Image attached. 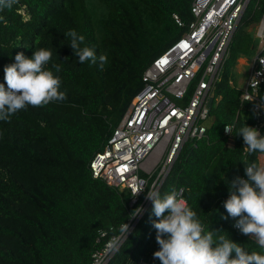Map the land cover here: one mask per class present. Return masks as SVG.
Instances as JSON below:
<instances>
[{
  "label": "trees",
  "instance_id": "1",
  "mask_svg": "<svg viewBox=\"0 0 264 264\" xmlns=\"http://www.w3.org/2000/svg\"><path fill=\"white\" fill-rule=\"evenodd\" d=\"M96 1L105 10L101 18L93 0H18L11 10L0 11V83L7 88L4 68L15 63L17 53L32 58L43 48L52 52L45 68L60 77L59 90L67 95L43 107L28 105L0 121V264H92L108 239H100V232L119 233L137 208L129 193L94 177L90 164L145 87L147 67L193 21L194 0ZM257 1L250 2L233 37L217 87L222 98L212 105L207 136L183 146L159 191L163 196L184 188L205 232L223 231L247 251L264 254L224 208L229 182L247 179L244 163H264V154H244L237 135L244 124L254 123L249 103L243 116L235 69L240 58L254 57L258 50L248 29L264 14V0ZM73 29L85 37L81 47L107 56L103 70L99 61L79 62L64 35ZM229 124L234 125L232 144L224 132ZM151 209L152 202L109 264H160L153 256L160 246Z\"/></svg>",
  "mask_w": 264,
  "mask_h": 264
},
{
  "label": "built area",
  "instance_id": "2",
  "mask_svg": "<svg viewBox=\"0 0 264 264\" xmlns=\"http://www.w3.org/2000/svg\"><path fill=\"white\" fill-rule=\"evenodd\" d=\"M251 1L194 0V19L185 33L145 70V87L134 97L105 148L90 164L94 177L129 193L130 205L144 211L132 216L134 212L125 223L129 225L127 235L121 232L123 224L119 233L100 232V239H108L93 254L92 264H109L151 204L145 198L147 191L153 186L159 190L187 142L207 136L213 121L212 105L222 98L217 87L224 64ZM174 18L180 26L185 25L177 14ZM257 35L261 49L250 64L240 101L243 116L245 104H250L249 110L254 117L252 127L264 136V98L261 95L264 88V63L261 62L264 61V14L257 24ZM228 126L232 133L224 132L228 143L232 144L234 125ZM244 154L248 153L244 150ZM136 188L144 191L133 197ZM178 198L185 199L184 188L178 190Z\"/></svg>",
  "mask_w": 264,
  "mask_h": 264
},
{
  "label": "clouds",
  "instance_id": "3",
  "mask_svg": "<svg viewBox=\"0 0 264 264\" xmlns=\"http://www.w3.org/2000/svg\"><path fill=\"white\" fill-rule=\"evenodd\" d=\"M16 3L18 0H0V11L11 10ZM64 35L70 38V46L81 64L90 61L91 65H96L99 61V67L103 70L108 60L106 55L97 57L94 49L81 47L85 37L74 29ZM51 58L52 52L41 48L34 51L32 58H26L22 52L17 53L15 63L5 66L7 88L0 83V121H9L11 116L28 105L43 107L67 99L66 93L59 90L60 77L45 68ZM52 67L57 73L61 71L60 65ZM225 132L232 133V128L226 125ZM237 135L243 138L245 152L264 154V136L259 130L244 124ZM244 165L247 179L236 176L229 182L230 195L224 202V208L228 216L238 218L234 226L242 234L254 238L264 249V167H258L255 163ZM142 191L143 188H136L132 196ZM145 198L152 202L151 215L157 218L152 225L156 229V242L160 247L153 256L160 264H264V254L247 251L231 241L228 235L220 234L223 231L205 232L197 213L185 199L178 198L176 190L162 196L153 186ZM143 211L138 207L132 216ZM121 232L127 235L129 225L124 223Z\"/></svg>",
  "mask_w": 264,
  "mask_h": 264
},
{
  "label": "rangeland",
  "instance_id": "4",
  "mask_svg": "<svg viewBox=\"0 0 264 264\" xmlns=\"http://www.w3.org/2000/svg\"><path fill=\"white\" fill-rule=\"evenodd\" d=\"M94 5H96V16H98V18H101V16H103L105 10L104 7L101 3H97L96 0H93ZM257 24L258 23H251L249 25V31H252V33L255 36V39L257 41V52L260 51L261 49V44H260V39L257 35ZM254 57L251 58H241L238 61L237 67L235 69V76H236V86L239 89H242L245 87V83L247 80V75L249 73V68H250V64L252 63ZM209 124V122H207Z\"/></svg>",
  "mask_w": 264,
  "mask_h": 264
}]
</instances>
